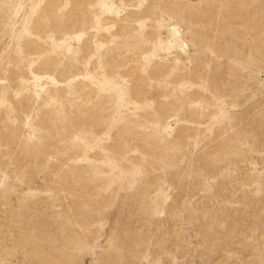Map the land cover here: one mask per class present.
<instances>
[{"label": "rangeland", "instance_id": "1", "mask_svg": "<svg viewBox=\"0 0 264 264\" xmlns=\"http://www.w3.org/2000/svg\"><path fill=\"white\" fill-rule=\"evenodd\" d=\"M0 264H264V0H0Z\"/></svg>", "mask_w": 264, "mask_h": 264}]
</instances>
